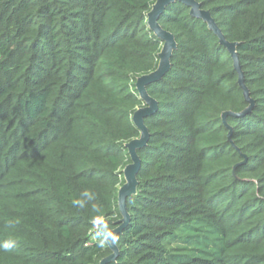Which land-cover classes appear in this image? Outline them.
I'll list each match as a JSON object with an SVG mask.
<instances>
[{"label": "trees", "instance_id": "trees-1", "mask_svg": "<svg viewBox=\"0 0 264 264\" xmlns=\"http://www.w3.org/2000/svg\"><path fill=\"white\" fill-rule=\"evenodd\" d=\"M155 1L0 0V264L112 253L93 236L122 218L126 144L145 106L136 81L163 45L147 23ZM196 1L238 43L252 110L237 115L249 102L218 36L168 4L159 23L177 48L146 87L158 107L106 264H264V0Z\"/></svg>", "mask_w": 264, "mask_h": 264}, {"label": "water", "instance_id": "water-1", "mask_svg": "<svg viewBox=\"0 0 264 264\" xmlns=\"http://www.w3.org/2000/svg\"><path fill=\"white\" fill-rule=\"evenodd\" d=\"M174 1H182L185 3L190 8V14L206 22L208 28L218 36L220 44L229 50L234 60L235 68L239 73V84L244 91L246 100L249 102V106L237 115H245L249 113L253 107V100L250 97L249 89L245 83L244 74L236 50L238 43L230 42L226 39L223 32L211 16L210 11L203 9L201 7V3L197 2L196 0H156L152 5L151 10L147 13V23L153 33L163 42V45L161 51L158 54L159 63L157 68L148 74L138 77L136 81V88L139 92L140 99L145 103V106L136 110L133 115V120L140 130V136L126 144V148L131 157V163L126 165L123 170L125 182L118 191V206L122 218L118 221L119 225L112 229L115 235L121 232L127 224L129 220V214L126 209V201L137 191L138 181L136 175L141 166V160L138 156L137 149L144 146L149 138V130L144 123V117L151 114L158 107L156 100L148 94L146 87L148 84L162 78L165 72L170 68L172 53L177 48V42L174 35L170 31L165 30L159 23V17L164 8ZM229 114H232V112H224L222 114V119L224 122L226 120V116ZM107 244L112 250V253L106 258L102 259L101 264H106L107 262L114 260L118 254V247L115 243L109 240Z\"/></svg>", "mask_w": 264, "mask_h": 264}, {"label": "clouds", "instance_id": "clouds-1", "mask_svg": "<svg viewBox=\"0 0 264 264\" xmlns=\"http://www.w3.org/2000/svg\"><path fill=\"white\" fill-rule=\"evenodd\" d=\"M94 239H96L99 242V245L101 247H104L105 244L111 240L113 243L117 241L118 237L113 233L110 227H105L102 232H97L94 236ZM13 245L9 243H5L3 247L6 250H9Z\"/></svg>", "mask_w": 264, "mask_h": 264}]
</instances>
